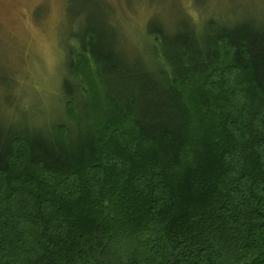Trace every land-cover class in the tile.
I'll list each match as a JSON object with an SVG mask.
<instances>
[{
	"label": "trees",
	"instance_id": "trees-1",
	"mask_svg": "<svg viewBox=\"0 0 264 264\" xmlns=\"http://www.w3.org/2000/svg\"><path fill=\"white\" fill-rule=\"evenodd\" d=\"M183 19L86 22L60 117L2 107L0 264H264V16Z\"/></svg>",
	"mask_w": 264,
	"mask_h": 264
},
{
	"label": "rangeland",
	"instance_id": "rangeland-1",
	"mask_svg": "<svg viewBox=\"0 0 264 264\" xmlns=\"http://www.w3.org/2000/svg\"><path fill=\"white\" fill-rule=\"evenodd\" d=\"M241 14L262 19L264 0H0V110L21 103L42 108L34 117H60L68 46L86 22L142 49L149 21L173 28Z\"/></svg>",
	"mask_w": 264,
	"mask_h": 264
}]
</instances>
